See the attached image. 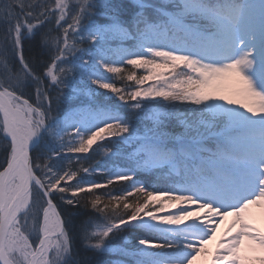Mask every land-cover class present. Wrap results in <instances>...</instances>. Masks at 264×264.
Returning a JSON list of instances; mask_svg holds the SVG:
<instances>
[{
	"label": "snow or ice",
	"instance_id": "6c2138e0",
	"mask_svg": "<svg viewBox=\"0 0 264 264\" xmlns=\"http://www.w3.org/2000/svg\"><path fill=\"white\" fill-rule=\"evenodd\" d=\"M0 264H264V0H0Z\"/></svg>",
	"mask_w": 264,
	"mask_h": 264
},
{
	"label": "rangeland",
	"instance_id": "374dc122",
	"mask_svg": "<svg viewBox=\"0 0 264 264\" xmlns=\"http://www.w3.org/2000/svg\"><path fill=\"white\" fill-rule=\"evenodd\" d=\"M252 214H253L255 217H257V220H258V226H261V225L259 224V212H258V210H257V209H252ZM230 221H231V217H229L227 220H225V221L221 224L220 228L217 230V239H219V238L223 235V233H224V231L227 229V227H228ZM214 247H215V241L210 242V244L208 245L209 250H211V249L214 248Z\"/></svg>",
	"mask_w": 264,
	"mask_h": 264
}]
</instances>
